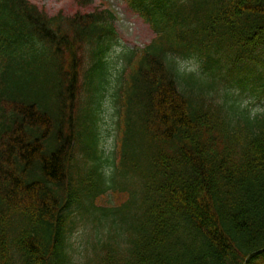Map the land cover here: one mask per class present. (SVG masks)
I'll return each instance as SVG.
<instances>
[{
  "label": "trees",
  "instance_id": "16d2710c",
  "mask_svg": "<svg viewBox=\"0 0 264 264\" xmlns=\"http://www.w3.org/2000/svg\"><path fill=\"white\" fill-rule=\"evenodd\" d=\"M122 1L154 38L125 54L106 157L90 104L109 83L114 13L0 0V264H264V111L243 105L264 96V0ZM77 52L92 71L73 97Z\"/></svg>",
  "mask_w": 264,
  "mask_h": 264
},
{
  "label": "rangeland",
  "instance_id": "374dc122",
  "mask_svg": "<svg viewBox=\"0 0 264 264\" xmlns=\"http://www.w3.org/2000/svg\"><path fill=\"white\" fill-rule=\"evenodd\" d=\"M49 15L62 13L72 16L76 13L90 12L92 10L110 9L115 16L114 24L117 32L118 45L111 51L108 57L109 80L101 93V105L98 112V128L101 136L102 149L105 156L110 157L117 154L118 139L120 136V100L115 94L118 85L117 77L122 76L125 68V54H130L137 48H143L151 42L154 33L150 27L135 14L122 0H93V3L86 8L81 5L85 0H30ZM188 68H197L194 61L187 63ZM120 83V81H118ZM250 93V92H247ZM252 102V101H251ZM250 98L243 96V105L248 106L254 113L264 111V106L250 108ZM108 192L100 200L106 205L117 206L121 196Z\"/></svg>",
  "mask_w": 264,
  "mask_h": 264
},
{
  "label": "bare ground",
  "instance_id": "6f19581e",
  "mask_svg": "<svg viewBox=\"0 0 264 264\" xmlns=\"http://www.w3.org/2000/svg\"><path fill=\"white\" fill-rule=\"evenodd\" d=\"M31 2V1H30ZM32 3V2H31ZM33 5H34V3H32ZM116 30V29H115ZM116 34H117V32H116ZM84 53V52H83ZM77 56L78 57H80V59H84V62L81 64V61H80V67H82V66H84V65H87L88 67H86L84 70H83V72H82V74H83V77L84 78H81L80 79V81H79V84H78V86L77 87H75L74 89H73V91H72V94H71V96H73V97H75V96H77L78 94H79V91H80V88H81V86H82V83H84V82H88V76L86 75V72H87V74L90 72V71H92L91 69H88L89 68V63H88V61H90L89 59H90V57H89V55H88V53L86 54V52L84 53V55L82 54V53H78L77 52ZM64 59H66V60H71L72 59V57H71V53L70 52H66L65 54H64ZM208 59H210V56H209V54H207V55H204L203 57H201V58H199V59H197L198 61H201V62H205V63H207L208 61ZM130 70L128 69V68H126V69H123V71L122 72H124V74H128V72H129ZM27 73V75H29L28 74V72H26ZM90 77V76H89ZM191 86H187V85H185V84H183V85H181L180 87H179V89L181 90V91H186L187 93H188V96H191L190 95V90H191ZM237 91H241L240 89H238ZM244 92V94H246L247 95V97L248 98H250V108H254V107H258V106H264V96H261V95H259V94H254L253 92H250V93H247V92H245V91H243ZM98 97V96H97ZM252 101V102H251ZM101 103L102 102H100L99 103V108H100V105H101ZM98 104V103H97ZM245 106V105H244ZM90 107L91 108H94L95 106L92 104H90ZM246 107H248V106H246ZM249 108V107H248ZM39 115H40V117H44V118H46V119H50L51 118V113H50V111L45 107V106H40V107H38L37 108V111H36ZM89 156H91L90 154H85V156H84V158H83V161H85L86 160V158L87 157H89ZM108 194V193H107ZM107 194H105V195H107ZM105 195H103V196H105ZM108 196V195H107ZM101 199V198H100ZM102 199H103V197H102ZM76 247H77V250L79 251V250H82V249H85V247H87V246H85L84 247V245H76ZM90 250V249H89ZM73 252H76V251H74L73 250ZM77 253H75V255H76Z\"/></svg>",
  "mask_w": 264,
  "mask_h": 264
}]
</instances>
